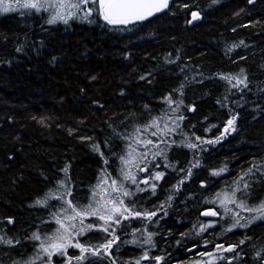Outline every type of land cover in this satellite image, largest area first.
<instances>
[{"label": "trees", "instance_id": "16d2710c", "mask_svg": "<svg viewBox=\"0 0 264 264\" xmlns=\"http://www.w3.org/2000/svg\"><path fill=\"white\" fill-rule=\"evenodd\" d=\"M178 2L181 6L174 8L175 15L162 14L160 19L153 18L154 22L130 31L105 27L102 20L50 26L40 16L0 12V234L22 241L16 248L0 246V264L27 258L33 249L26 237L37 229L43 234L53 227L42 222L47 211L33 205L56 177L64 175L61 169L69 166L76 185L74 196L85 201L103 166L92 146L99 144L108 155L104 142L110 140L119 150L120 141L113 137L112 128L120 130L131 124L127 118L133 114L143 117L145 105L153 113L159 112L162 98L185 74L191 76L193 68L203 72L205 79L199 83L197 76L185 88L184 105L196 109H181L186 117L183 128L189 135L215 139L230 118L227 109L216 103L224 95V82L208 77L236 74L243 68L250 91L240 100L242 107L233 103L238 97H229V106L239 113L237 132L214 145H204L206 151L197 157L201 167L193 169L192 177L174 195L159 226L149 225L158 233L151 254L165 255L164 264H195L204 259L198 253L212 250L213 243L227 247L244 239L245 230L222 232L221 223L226 221L201 212L216 210L215 205L204 201L231 184L251 163L264 158V0L253 4L248 0ZM185 2L189 8L182 7ZM193 10H199L202 18L189 24ZM240 41L244 44L225 54L229 46ZM20 45L23 51L16 52ZM241 55L246 59H240ZM175 57H179L176 63L165 62ZM181 67L186 72H181ZM168 156L177 168H186L193 159L191 150L179 146H174ZM224 165L228 166L224 176L210 175L211 169ZM115 167L113 160L109 170L114 176ZM158 170L165 175L156 182L155 196L141 194L145 207L163 202L183 175L163 165ZM202 183L208 187H201ZM260 197H264V182L257 179L253 198ZM9 218L14 222L9 224ZM197 221L218 223L197 237L192 230ZM246 231L259 241L257 247L264 244V226L254 224ZM181 232L187 236L182 237ZM97 235L89 233L93 242ZM204 240L209 242L207 248L203 247ZM245 249L251 254L248 245ZM113 252L126 264L140 254V249L128 245ZM73 253L78 254V250L69 249V255ZM57 259L53 257L54 262Z\"/></svg>", "mask_w": 264, "mask_h": 264}, {"label": "snow or ice", "instance_id": "6c2138e0", "mask_svg": "<svg viewBox=\"0 0 264 264\" xmlns=\"http://www.w3.org/2000/svg\"><path fill=\"white\" fill-rule=\"evenodd\" d=\"M211 3L216 4L218 0H211ZM248 3L253 4L255 0H248ZM180 6L178 0H0V12H15L22 17L40 16L44 23L50 26H68L73 20L89 24L102 20L105 27L123 31L142 27L145 22L152 23L153 18H161L160 14L175 15L174 8ZM182 7L189 8V4L185 2ZM189 15V24L202 18L199 10H193ZM243 44L244 42L240 41L239 44L229 46L225 54ZM23 47L20 45L15 51L22 52ZM178 59L179 57L166 58L165 62L172 64ZM240 59L246 57L241 55ZM180 70L186 72L185 67ZM197 76L200 77L197 82L203 83L205 78L200 70L193 68L191 76L185 74L178 85L162 98L159 112L153 113L150 107L145 105L143 117L133 114L127 118L132 121L131 124L126 123L120 130L112 128L113 137L120 141L119 150L112 146L110 140L104 142L108 155L100 150L99 144L92 146L93 150L98 152L103 166L98 172L96 183L88 189L89 194L85 201L81 202L74 196L76 185L69 173V166L61 169L64 175L56 177L53 185L47 188L33 205L47 211V217L42 222L53 227L43 234L37 229L27 236V240L32 242L33 251L27 258L14 261L13 264H125L113 249L119 250L128 245L140 249V254L126 264H164L165 255L151 254L156 247L154 237L158 233L150 230L149 225L159 226V220L168 215L167 208L172 206L174 195L179 193L185 181L192 177L193 169L201 167V161L197 157L199 153L206 151L204 145H214L225 135L237 132L239 113L229 106V97H238L233 103L242 107L240 100L250 91V82L243 68L236 74L217 73L215 77L207 78L224 82V95L218 98L216 103L227 109L230 118L227 119L220 136L215 139H203L195 134H187L182 124L186 117L181 109L196 110L195 106L184 105L183 96L187 84L197 80ZM140 78L147 79L144 76ZM92 79L96 77L93 76ZM98 107L103 109L104 105L100 104ZM40 123L43 124L44 121L41 120ZM69 132L72 130L69 129ZM177 136L180 137L179 140L176 139ZM174 146L186 147L192 151L193 159L186 168H177L169 160L168 152ZM113 160L116 163L113 169L115 176L109 170ZM161 165L165 169L171 168L178 175H183H180L173 185V190L169 191L163 202L145 207L141 194L149 192L150 196L156 195V182L162 180L165 175L164 171L158 170ZM227 172L228 166L224 165L211 169L210 175L220 178ZM257 179L264 182V158L259 163H251L231 184H227L204 201L206 204L215 205L216 210H204L201 215L219 217L220 221H226V224L221 223L220 231L245 232L244 239L236 244L225 247L222 243H213L212 250L200 251L198 255L204 259L196 261L195 264H217L218 261H224V264H233V261H236V264H264V244L257 247L259 241L246 231L254 224L257 227L264 226V197L253 198ZM201 187L208 185L202 183ZM7 222L11 224L14 221L9 218ZM217 223L197 221L192 225V230L195 236L199 237L208 228L215 229ZM89 233L98 234L95 242ZM180 235L187 236L183 232ZM176 243L179 244L180 241L177 240ZM208 243L204 240L203 247L207 248ZM20 245V239L6 233L0 234V246L16 248ZM245 245L252 250L251 254L245 249ZM69 249L78 250V254L69 255ZM223 253L232 255L224 256ZM53 257L58 259L54 262Z\"/></svg>", "mask_w": 264, "mask_h": 264}, {"label": "water", "instance_id": "95a60500", "mask_svg": "<svg viewBox=\"0 0 264 264\" xmlns=\"http://www.w3.org/2000/svg\"><path fill=\"white\" fill-rule=\"evenodd\" d=\"M160 15H162V14H160Z\"/></svg>", "mask_w": 264, "mask_h": 264}]
</instances>
